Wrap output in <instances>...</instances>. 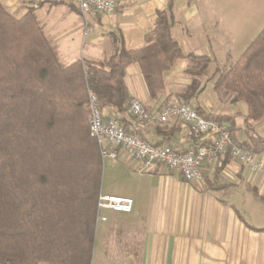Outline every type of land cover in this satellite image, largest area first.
Here are the masks:
<instances>
[{
    "label": "trees",
    "instance_id": "obj_1",
    "mask_svg": "<svg viewBox=\"0 0 264 264\" xmlns=\"http://www.w3.org/2000/svg\"><path fill=\"white\" fill-rule=\"evenodd\" d=\"M170 27L169 14L159 10L141 46L121 43L107 60L66 64L33 9L16 17L0 2V264H91L102 156L88 131L87 89L102 107L120 112L129 99L124 74L130 63L139 65L156 98L165 88L164 72L180 59L210 61L183 51ZM198 87L192 80L178 96L189 101ZM221 87L231 93L230 103L246 105L243 120L251 131L244 140L235 134L234 115L192 106L228 123L234 143L264 151V136L253 130L264 118V25L218 76L213 88ZM229 158L222 157L219 167Z\"/></svg>",
    "mask_w": 264,
    "mask_h": 264
},
{
    "label": "crops",
    "instance_id": "obj_2",
    "mask_svg": "<svg viewBox=\"0 0 264 264\" xmlns=\"http://www.w3.org/2000/svg\"><path fill=\"white\" fill-rule=\"evenodd\" d=\"M0 2L10 13L15 9H33L45 34L57 46L59 59L66 64L78 58L88 62L107 60L121 43L126 48L141 46L143 35L159 10L169 14L171 34L183 51L209 57L212 42L207 22L213 9H207L198 0H118L114 15L89 18L85 35L74 0ZM198 29L202 31L200 34ZM184 61L188 59H180L164 72L165 88L156 98L149 96L139 65L130 63L124 74L129 98L138 99L147 109L157 110L177 93L166 84V76L172 74L174 79ZM201 101L195 105L204 110L203 105L212 106L204 95ZM103 110L107 116L118 118L127 131L137 132L151 142L163 140L179 150L191 144L185 126L178 120L141 122L127 106L120 112L106 106ZM235 119V134L242 141L251 130L237 127ZM259 121L263 122L256 121L253 130L264 136L256 130ZM259 154L264 158V151ZM128 157L119 151L115 159L102 158V163L105 159L111 168L103 169L100 192L129 196L133 208L130 212L101 211L105 220L95 225L91 264H264V230L247 226L264 228V198L259 196L264 195L261 174L249 172L231 157L220 168L221 157L203 167L202 181L191 182L167 167L140 172L137 160L125 167L122 164ZM113 174L131 182L124 188L104 187L105 176L111 178ZM254 190L258 196L251 193ZM248 211L259 217V222L247 220Z\"/></svg>",
    "mask_w": 264,
    "mask_h": 264
},
{
    "label": "built area",
    "instance_id": "obj_3",
    "mask_svg": "<svg viewBox=\"0 0 264 264\" xmlns=\"http://www.w3.org/2000/svg\"><path fill=\"white\" fill-rule=\"evenodd\" d=\"M82 19L86 34L89 18L101 15H114L118 0H74ZM83 72L87 64L83 62ZM127 109L141 122L168 123L180 121L186 128V137L191 142L185 150H177L169 144H157L140 135L125 130L124 125L114 116L104 113L96 93L88 88L85 108L88 111L89 135L96 141L103 157L115 159L119 151L140 162L139 171H147L158 165L176 171L185 181L200 182L202 170L217 159L230 154L253 174L264 178V158L257 152L246 149L233 142L228 126L215 119L200 115L185 101L170 100L163 102L157 110L147 109L138 99L129 98ZM133 199L129 196L99 192L96 203V222L105 220L101 214L104 209L130 212Z\"/></svg>",
    "mask_w": 264,
    "mask_h": 264
},
{
    "label": "rangeland",
    "instance_id": "obj_4",
    "mask_svg": "<svg viewBox=\"0 0 264 264\" xmlns=\"http://www.w3.org/2000/svg\"><path fill=\"white\" fill-rule=\"evenodd\" d=\"M207 6V9H213L210 18L208 19L207 34L212 42L208 47V55L210 61L204 65L203 63H192L191 61H184L177 70V75L174 79L172 74L166 76V84L173 86L177 93L171 95L170 100H182L178 94L185 90L187 84L192 80L199 83L197 92L191 97L189 101H185L190 105L195 103H202L201 96L206 97V101L212 103V106L206 111L211 113H221L227 115H234L236 117L235 124L237 127L246 128L243 114L245 113L246 105L243 102L236 104L230 103L231 93L225 91L222 87L214 89L213 85L218 76L223 73L240 55L248 43L261 30L264 25V0H198ZM26 9H15L11 12L14 16L21 15ZM84 28V27H83ZM202 31L198 29L200 34ZM88 62V61H87ZM186 67L196 70L197 73L185 70ZM185 68V69H184ZM175 81V83H173ZM209 109V110H208ZM262 123L256 125V130L264 134V118ZM256 123V124H257ZM88 126V122H87ZM136 161L128 157L124 165L127 167L129 163ZM165 167L158 165L156 167ZM108 171L111 166L105 159L102 163L103 169ZM124 169V168H123ZM168 169V168H167ZM103 178V175H102ZM102 182V181H101ZM104 187L124 188L127 183L131 182L123 177L105 176L103 179ZM254 192L256 196V192ZM258 196V195H257ZM264 198V195H259ZM247 197H250L248 195ZM252 199V198H251ZM248 209V208H247ZM247 220L253 223L259 222V217H253V213L245 212ZM42 264V263H40Z\"/></svg>",
    "mask_w": 264,
    "mask_h": 264
}]
</instances>
